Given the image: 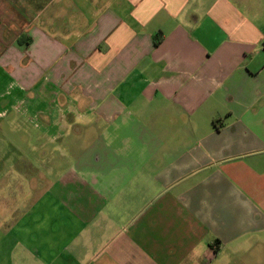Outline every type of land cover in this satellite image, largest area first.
<instances>
[{"label": "crops", "instance_id": "obj_1", "mask_svg": "<svg viewBox=\"0 0 264 264\" xmlns=\"http://www.w3.org/2000/svg\"><path fill=\"white\" fill-rule=\"evenodd\" d=\"M24 103L43 162L92 117L105 167L22 156L0 264H264V0H0V121Z\"/></svg>", "mask_w": 264, "mask_h": 264}, {"label": "rangeland", "instance_id": "obj_2", "mask_svg": "<svg viewBox=\"0 0 264 264\" xmlns=\"http://www.w3.org/2000/svg\"><path fill=\"white\" fill-rule=\"evenodd\" d=\"M4 101V99L1 100V102ZM51 103L52 102L48 101V99H45L44 102H39L41 105H52ZM27 104L28 103H24L23 105L17 104L16 109L10 113L11 117L9 116L0 121V186L6 185L7 189L12 190L18 187L17 184L23 189H26L27 185L31 184V179L28 182L29 177H20V175L26 173L25 167L21 163L22 156H26L30 164H34V170H38L35 173H44L49 169L68 170L71 165L75 164L74 160L77 161L80 157L83 158V163L87 165V167L84 168L97 169L98 167H105L104 164L102 166L90 164L89 157L99 149L94 139H97V136H99L100 132L105 128L103 123L97 124L92 117L87 118L89 120L87 123L82 124L81 127L76 124L81 128L79 130L80 132L76 133L73 130L76 125L72 126V129L67 130L66 135L58 141L60 151L52 152L54 155L51 153L50 157L43 162L41 160L43 150L38 149V144L41 142L39 138L42 136L36 128L31 125L34 124L36 126V123L42 121V117L35 120L33 119L36 123H31V118H27L24 113V107H26ZM74 115L70 113L66 114L65 121L67 124L75 122V120H73ZM47 148L48 147H46V149ZM54 156L56 161L52 160ZM56 165L58 166L57 169L55 168ZM48 166H50V168H47ZM36 178L39 179L38 176H36ZM7 196V193H3L2 199L5 203H10ZM18 200L19 199H17V201ZM221 264H234V257L229 256L224 258Z\"/></svg>", "mask_w": 264, "mask_h": 264}, {"label": "trees", "instance_id": "obj_3", "mask_svg": "<svg viewBox=\"0 0 264 264\" xmlns=\"http://www.w3.org/2000/svg\"><path fill=\"white\" fill-rule=\"evenodd\" d=\"M156 44L158 43V41L155 42Z\"/></svg>", "mask_w": 264, "mask_h": 264}]
</instances>
